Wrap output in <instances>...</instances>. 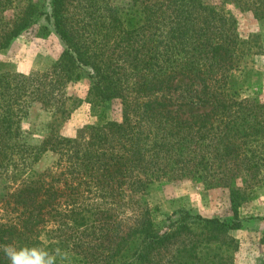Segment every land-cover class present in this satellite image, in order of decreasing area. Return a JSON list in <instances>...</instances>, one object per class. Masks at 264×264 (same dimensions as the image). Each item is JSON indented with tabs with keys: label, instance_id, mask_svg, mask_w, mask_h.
Listing matches in <instances>:
<instances>
[{
	"label": "trees",
	"instance_id": "obj_1",
	"mask_svg": "<svg viewBox=\"0 0 264 264\" xmlns=\"http://www.w3.org/2000/svg\"><path fill=\"white\" fill-rule=\"evenodd\" d=\"M50 5L0 0V55L49 25L63 46L44 71L0 63V245L64 248L74 264H235L237 209L264 185V99L247 94L259 86L264 31L242 34L239 16L264 26V0ZM84 76L97 121L28 143L30 107L68 117L80 99L66 86ZM48 151L51 165L37 169ZM184 180L227 189L232 217L180 208L158 219L152 187Z\"/></svg>",
	"mask_w": 264,
	"mask_h": 264
},
{
	"label": "rangeland",
	"instance_id": "obj_2",
	"mask_svg": "<svg viewBox=\"0 0 264 264\" xmlns=\"http://www.w3.org/2000/svg\"><path fill=\"white\" fill-rule=\"evenodd\" d=\"M31 1L37 3L44 11L51 10L50 0ZM39 24H45L43 19L39 20ZM239 29L242 34H247L257 32L259 29L264 31V26L259 27L255 20L244 13L239 16ZM62 48L54 27L49 25L48 32L34 30L16 37L0 55V63L3 64V68L13 72L44 71L58 59ZM253 66L260 73L259 86L247 91V94H255L264 99V53L253 57ZM90 83V78L84 76L66 86L69 95L80 99V103L68 117L60 118L53 115L52 111L41 108L38 103L33 104L21 121L28 143H40L48 135L51 127L59 134L74 137L84 126L95 123L97 120L90 114L89 105L85 102ZM190 107L193 106L187 108ZM118 117L117 112L109 115V119ZM54 158V154L48 151L35 166L37 169H44L51 165ZM147 198L151 205L159 208L157 218L160 220H165L169 216L172 219L176 218V212L180 208L221 219H229L233 215L227 189L207 188L201 183L189 180L157 183ZM237 214L242 226L230 231L239 242L235 264H261L264 261V185L255 191L252 198L239 204Z\"/></svg>",
	"mask_w": 264,
	"mask_h": 264
},
{
	"label": "clouds",
	"instance_id": "obj_3",
	"mask_svg": "<svg viewBox=\"0 0 264 264\" xmlns=\"http://www.w3.org/2000/svg\"><path fill=\"white\" fill-rule=\"evenodd\" d=\"M9 264H74L72 254L64 248L49 249L40 245H0Z\"/></svg>",
	"mask_w": 264,
	"mask_h": 264
}]
</instances>
